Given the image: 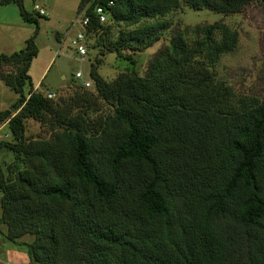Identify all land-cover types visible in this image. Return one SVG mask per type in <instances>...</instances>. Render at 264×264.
<instances>
[{"label": "trees", "instance_id": "1", "mask_svg": "<svg viewBox=\"0 0 264 264\" xmlns=\"http://www.w3.org/2000/svg\"><path fill=\"white\" fill-rule=\"evenodd\" d=\"M23 1L0 0L35 25L19 50L0 53V79L18 94L0 110L4 237L30 264H264V93L237 94L214 70L236 49L237 30L174 28L143 75L97 71L107 52L127 58L157 42L171 12L231 15L255 2L264 11V0H80L87 35L107 52L90 63L92 90L80 82L58 99L28 74L40 15ZM29 118L49 136H28Z\"/></svg>", "mask_w": 264, "mask_h": 264}, {"label": "rangeland", "instance_id": "2", "mask_svg": "<svg viewBox=\"0 0 264 264\" xmlns=\"http://www.w3.org/2000/svg\"><path fill=\"white\" fill-rule=\"evenodd\" d=\"M57 8L63 7L70 0H56ZM75 11L72 22L74 26L70 28L69 17L58 12L50 13L46 0H24L25 8L36 15L33 9L36 3L46 6L45 15L38 16L39 30L35 42L38 46V54L32 59L28 74L31 77L33 87L45 94L47 91L53 92V98H69L77 85L84 80L91 81L89 74L90 63L98 56L99 49L105 47L96 46V34L86 35L87 54L81 58L70 46V39L77 31L82 30L79 22L77 5L80 0H73ZM3 7V8H2ZM4 7H7L6 9ZM12 5L0 7V53H11L19 50L34 31V23L19 20L16 17ZM62 10L60 9V12ZM3 18L6 21H3ZM172 26L163 32L160 39L144 51L124 52L130 57L119 56L115 52H107L103 60L98 64L97 71L106 79L113 78L120 71H131L143 75L147 68L148 61L155 50L168 42V38L174 28H183L194 24L212 23L221 21L238 32V45L236 49L228 54H224L214 67L216 76L219 79L231 84L237 94L257 95L264 93V11L260 2H255L245 8L242 12L231 15H222L207 8L193 9L184 7L171 12L166 16ZM22 21V22H21ZM70 21V22H71ZM6 22V23H5ZM7 25L14 26L8 29ZM66 27L70 28L68 34L64 36ZM60 34V40L57 34ZM116 28H113V36ZM100 49V50H101ZM101 56V55H100ZM9 69V67L4 68ZM80 71L82 76L75 77V73ZM93 82L89 89H93ZM24 88V91H27ZM18 94L0 79V110L9 107ZM28 136L48 137L49 131L46 125H41L36 120L29 118L26 120ZM7 126L0 127V140L6 139ZM1 159L4 164L11 160V153L2 150ZM5 226L0 229V264H30L29 254L23 245L15 244L4 237ZM32 237L24 235L21 240L27 241Z\"/></svg>", "mask_w": 264, "mask_h": 264}, {"label": "built area", "instance_id": "3", "mask_svg": "<svg viewBox=\"0 0 264 264\" xmlns=\"http://www.w3.org/2000/svg\"><path fill=\"white\" fill-rule=\"evenodd\" d=\"M114 0H107V4L110 6L113 4ZM33 9L35 10V12H37L39 15H44L45 11L44 9L41 8L40 5L38 4H34L33 5ZM94 14L97 17V21L100 23H103L107 20V11L104 9L103 6L101 5H97L96 7H94ZM79 19H80V23L82 26V30L77 31V33L75 34L74 37H72L70 39V46L73 48V50H75V52L81 57L83 58L86 54H87V46H86V27L87 25L90 23L91 21V15L85 12V8H83L80 13H79ZM75 22H71L70 28H72L74 26ZM70 28L68 29V31L66 32V34H68V32L70 31ZM82 76L80 71H77L75 73V77L76 78H80ZM81 84L84 87L89 88L91 85V81L89 80H84L81 81ZM46 95L48 98H53L54 97V93L51 91H47ZM7 135V134H5ZM11 264H18L17 262H13Z\"/></svg>", "mask_w": 264, "mask_h": 264}, {"label": "crops", "instance_id": "4", "mask_svg": "<svg viewBox=\"0 0 264 264\" xmlns=\"http://www.w3.org/2000/svg\"><path fill=\"white\" fill-rule=\"evenodd\" d=\"M47 1V3L46 4H44V5H47V7L50 9V13L51 14H53L54 12H58L59 13V16H61L60 14H62V15H64L65 17H69V24L72 22L71 20H72V16H73V13H74V11H75V3H74V1L73 0H70L69 2H67V3H65V5L63 6V7H61V6H59V8H57V5H56V3H57V1L56 0H46ZM24 2V1H23ZM9 5H12V6H15V7H12V10H14V12H15V14H16V17H18L19 18V20H21L22 19V17H21V15H20V11H19V8H18V6L16 5V3H14V2H9V3H6V4H0V7L1 6H9ZM42 6L44 9H46L45 7L46 6ZM78 6V5H77ZM24 7H25V5H24ZM3 8V7H2ZM5 9L7 8V7H4ZM26 9V8H25ZM60 9L62 10L61 12H60ZM27 10V9H26ZM45 15V14H44ZM3 21H6V19L5 18H3ZM22 21H23V19H22ZM21 21V22H22ZM71 21V22H70ZM6 23V22H5ZM7 28L8 29H14V26H10V25H7ZM68 27H66V29H65V33H64V36L66 35V32L68 31ZM60 34L58 33L57 34V38L60 40ZM0 261H2V259L0 258Z\"/></svg>", "mask_w": 264, "mask_h": 264}]
</instances>
